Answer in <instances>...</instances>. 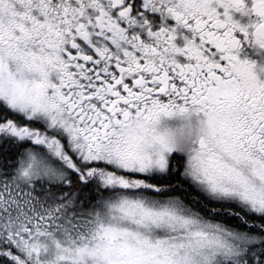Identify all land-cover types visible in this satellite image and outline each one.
<instances>
[{
	"label": "snow or ice",
	"instance_id": "6c2138e0",
	"mask_svg": "<svg viewBox=\"0 0 264 264\" xmlns=\"http://www.w3.org/2000/svg\"><path fill=\"white\" fill-rule=\"evenodd\" d=\"M0 264H264V0H0Z\"/></svg>",
	"mask_w": 264,
	"mask_h": 264
}]
</instances>
